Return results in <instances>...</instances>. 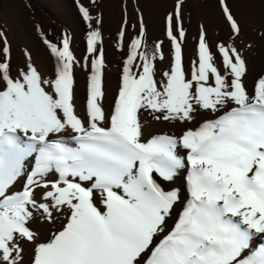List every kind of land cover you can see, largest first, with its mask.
<instances>
[{
    "label": "snow or ice",
    "instance_id": "6c2138e0",
    "mask_svg": "<svg viewBox=\"0 0 264 264\" xmlns=\"http://www.w3.org/2000/svg\"><path fill=\"white\" fill-rule=\"evenodd\" d=\"M75 2L88 26L83 117L71 37L65 33L59 45L44 39L54 74L31 60L13 74L0 31V264H24L26 244L30 264H264V243H252L264 235V76L249 93L240 50L224 40L214 53L203 25L186 68L184 0H176L165 17L171 55L162 73L163 42L150 55L143 18L131 37L125 19L117 47L127 54L106 111L102 15H93L97 0ZM219 4L239 36L227 0ZM141 110L195 126L149 138ZM184 169L186 201L163 186Z\"/></svg>",
    "mask_w": 264,
    "mask_h": 264
},
{
    "label": "rangeland",
    "instance_id": "374dc122",
    "mask_svg": "<svg viewBox=\"0 0 264 264\" xmlns=\"http://www.w3.org/2000/svg\"><path fill=\"white\" fill-rule=\"evenodd\" d=\"M83 2L87 3L90 0ZM175 2L176 0H97L98 7L92 11L94 16L100 14L103 19L101 33L105 57L104 85L113 87L115 73H109V68L116 64L115 56H119L126 49L117 47L118 32L124 26L125 19L128 37H131L136 35L132 26H138L142 17L146 28L147 51L151 55L156 42L162 41L164 53L170 45L165 34V17L173 11ZM227 3L240 23L239 36L230 32L219 0H184L182 16L187 36L184 43L185 67L190 68L191 62L196 58L198 34L203 25L214 53L217 52V45L224 40L233 43L240 50L246 62V74L243 79L251 93L252 84L264 76V0H227ZM87 27L78 12L75 0H0V31L5 34L10 47L12 71L16 56L32 58L49 52L44 43L43 30L59 41L67 33L72 39L71 50L81 62L75 68V82L80 80L84 100L87 98L88 70L82 65L83 57L87 55ZM128 42L130 40L126 38L125 43ZM217 62L223 72L218 55ZM80 66L82 68L78 73ZM116 93L117 89H111L105 102L112 101ZM212 117L211 113L201 112V118ZM140 121L146 128L159 126L160 132L168 134L177 132L167 130V127L185 125L178 121H158L147 110H141ZM42 223L43 221H40L36 225L41 226ZM23 258L26 261L25 257Z\"/></svg>",
    "mask_w": 264,
    "mask_h": 264
},
{
    "label": "bare ground",
    "instance_id": "6f19581e",
    "mask_svg": "<svg viewBox=\"0 0 264 264\" xmlns=\"http://www.w3.org/2000/svg\"><path fill=\"white\" fill-rule=\"evenodd\" d=\"M43 36H44V38H47L49 41H51L53 43H57L58 45L60 44V41L58 39H55L54 37H51L50 34H48L46 30H43ZM41 38H42V36H41ZM46 47H47V45H46ZM126 54H127V50L125 49L124 52H122V54H120L119 56H115L116 64H114L113 66H110V68H109L110 70L108 72L111 74L115 73V75H114L115 78L112 81L113 87L109 88V86L104 85L105 97L103 99V105H104V108L106 111H110L112 105L114 104V99L112 101H110L109 103H106L105 99L107 98V95L109 94V91L111 89H117V91H118L120 72H121V69L123 66V61L126 58ZM170 55H171V50H170V45H169L168 49L164 51V57H165L164 60L156 61V67H157L158 72L161 73V72L166 71L168 69L169 61H170ZM15 60H16V63H15V66L13 67V74H15L16 71H19V70L25 68L27 63L30 60H31V62L34 63V66H36L38 68V70L43 72L45 75L54 74L55 58L52 57L50 50H49V52L47 51V53L44 55L34 56L32 58H28L24 55H18L15 57ZM184 63H185V59H184ZM81 68H82V66L79 67L78 73H80ZM255 83L256 82H254L251 86V89H252L251 93H254ZM75 88L77 91V111H78V114H80L83 117L86 115V100H84L82 97L83 88L81 86L80 80L75 82ZM192 126H195V125L193 123H187L184 126L172 127V128L167 127V130L169 129V130L177 132L176 134H169V135L179 136L180 134H182V131L186 127H192ZM142 127L144 128L146 136H148L149 138L151 135L168 134V133L160 132L159 126H152V127L146 128L142 125ZM183 152H184V150L181 149L180 153L183 154ZM33 163H34V159H29L28 165H31ZM185 176H186V169L180 170V172L178 173V175L174 179V181L163 182V186L166 187V190H168L167 185H169V184L171 185L172 188L179 189L181 191L182 196L185 198V201H186L187 192H186ZM180 210H182V206L177 207V216H173L169 219L170 225H174L175 219L178 217V213ZM35 226L40 227L37 225H35ZM40 231H41L42 237H46L49 234L48 230L44 227H40ZM252 243H253L254 247H258L261 243H264V235L256 236L254 238V240L252 241ZM31 254H32L31 246L26 244L25 245V253H24V257H25L26 261H24V264H30Z\"/></svg>",
    "mask_w": 264,
    "mask_h": 264
}]
</instances>
